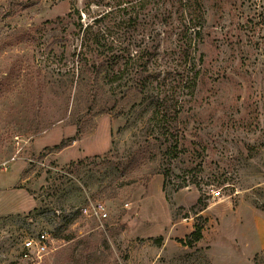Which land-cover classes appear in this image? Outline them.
<instances>
[{
	"label": "rangeland",
	"instance_id": "obj_1",
	"mask_svg": "<svg viewBox=\"0 0 264 264\" xmlns=\"http://www.w3.org/2000/svg\"><path fill=\"white\" fill-rule=\"evenodd\" d=\"M0 264H264V0H0Z\"/></svg>",
	"mask_w": 264,
	"mask_h": 264
},
{
	"label": "built area",
	"instance_id": "obj_2",
	"mask_svg": "<svg viewBox=\"0 0 264 264\" xmlns=\"http://www.w3.org/2000/svg\"><path fill=\"white\" fill-rule=\"evenodd\" d=\"M211 195L214 198H219L220 192L212 191ZM78 212L81 216L98 223L100 229H104V225L108 221V212L102 202H88ZM51 242H53L51 233L44 230L25 237L21 244V260L32 263L41 262L42 258L48 254Z\"/></svg>",
	"mask_w": 264,
	"mask_h": 264
},
{
	"label": "trees",
	"instance_id": "obj_3",
	"mask_svg": "<svg viewBox=\"0 0 264 264\" xmlns=\"http://www.w3.org/2000/svg\"><path fill=\"white\" fill-rule=\"evenodd\" d=\"M141 74V73H139ZM126 76H130L132 79L129 81L131 84L127 85V89L131 88L129 86H133V88H138L140 90L141 93H144L145 92V87H146V83L140 79H134V77L128 72V69H123V70H119V73L115 74V75H112V79L115 80V81H119V88H121L122 86V81L124 80V78ZM166 151H168V149H166ZM56 233L52 232V236L54 238H56ZM201 239V231L200 229H195L189 236V243H188V246L191 245L192 242H197Z\"/></svg>",
	"mask_w": 264,
	"mask_h": 264
},
{
	"label": "crops",
	"instance_id": "obj_4",
	"mask_svg": "<svg viewBox=\"0 0 264 264\" xmlns=\"http://www.w3.org/2000/svg\"><path fill=\"white\" fill-rule=\"evenodd\" d=\"M223 252H227V249L224 248V249H223ZM208 254H209V259H210L211 263H213V262H212V259H213V257H212L213 250H212V248L210 249V251L208 252ZM225 255L231 257L232 259H235V258L237 259V257L233 258V257L235 256L234 254H233V255H228L227 253H225ZM238 258H240V257H238ZM240 259H241V258H240Z\"/></svg>",
	"mask_w": 264,
	"mask_h": 264
}]
</instances>
